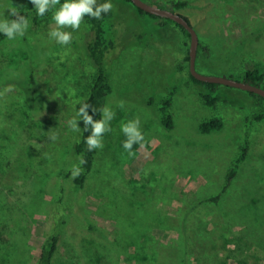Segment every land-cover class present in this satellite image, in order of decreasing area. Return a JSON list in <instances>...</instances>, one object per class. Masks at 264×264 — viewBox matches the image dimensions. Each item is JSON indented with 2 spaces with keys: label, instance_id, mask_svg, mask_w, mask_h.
I'll list each match as a JSON object with an SVG mask.
<instances>
[{
  "label": "rangeland",
  "instance_id": "1",
  "mask_svg": "<svg viewBox=\"0 0 264 264\" xmlns=\"http://www.w3.org/2000/svg\"><path fill=\"white\" fill-rule=\"evenodd\" d=\"M184 1L187 5L175 11L210 47L208 57L198 53L201 74L242 82L257 61L264 64V0ZM110 2L114 16L107 26L119 48L111 64L108 103L115 116L84 187L64 174L79 165L73 147L83 127L81 119V131L75 132L68 121L86 102L95 74L86 53L90 24L64 29L72 32V41L57 43L49 33L60 4L40 25L26 16L25 35L0 44V91L14 86L0 98V195L11 209V238L18 239L20 220L25 234L19 238L26 242L31 264L58 232L61 263L97 264L81 248L109 241L112 250L101 264L108 259L129 264L120 230L130 228L129 219L138 214L152 244L169 255L168 262L179 261L186 245L189 264H199V250L211 264H264V118H256L264 114V102L243 89L220 85L210 92L193 81L187 60L191 38L176 23L140 14L125 0ZM29 3L0 0V19L12 18L7 11L12 5L21 9ZM204 95L219 99L212 106ZM170 97L168 106L164 102ZM169 113L173 129L163 124ZM214 117L224 120L223 130L201 134L200 124ZM137 118L145 143L133 145L135 155L129 156L121 125ZM53 134L56 140L50 139ZM246 140L248 158L224 197L219 204L207 202L228 184ZM90 224L102 235L89 230ZM129 251L137 255L134 246Z\"/></svg>",
  "mask_w": 264,
  "mask_h": 264
},
{
  "label": "trees",
  "instance_id": "2",
  "mask_svg": "<svg viewBox=\"0 0 264 264\" xmlns=\"http://www.w3.org/2000/svg\"><path fill=\"white\" fill-rule=\"evenodd\" d=\"M132 5H134L137 11L140 14L150 15L154 18H157L156 15L147 13L142 9L138 8L131 0H125ZM153 5L158 7L169 9L175 11L176 9H182L187 5V1L184 0H172L170 2H163L160 0H145ZM66 0H60V4L65 3ZM98 3L108 2V0H97ZM59 4V5H60ZM58 5H56L57 7ZM55 8L50 9L44 16L37 15L36 9L32 3H29L23 6L20 10L21 14L24 16H30L35 25H40L43 20L48 17ZM176 12V11H175ZM114 16L113 10L110 12L103 14L100 19H94L89 16L84 17V21L90 24V29L86 33V53L88 54L89 59L91 60L93 67L95 69V74L93 78V82L90 88L89 96L86 100L88 104H90L96 111L92 112L91 108L88 109L89 115L93 116L94 120H99L102 117L101 110L105 107H108L109 97L113 93V83H112V60L118 51V40L113 38V32L107 26V22L110 21ZM159 17V16H158ZM189 22L190 20L184 16ZM162 18V17H161ZM11 19H14L12 17ZM167 20L172 21L171 19L166 18ZM176 23V22H174ZM191 23V22H190ZM177 24V23H176ZM185 33V35L190 39V33L181 25L177 24ZM6 39H8L3 33H0V44L3 43ZM204 53L207 57L210 54V47L205 44H201L199 46L198 53ZM199 57V54H198ZM187 60L190 61V55L187 56ZM198 63V58H197ZM191 78L193 81L203 84L210 92H214L217 90L220 84L217 83H208L197 80L192 74ZM243 81L249 84H253L256 86H262L264 84V64L262 62L257 61L251 68L245 71L243 76ZM30 91L36 94V81L34 77L30 79ZM253 93V92H252ZM256 97H258L261 101L264 102V97L253 93ZM174 96V93H172ZM206 103L214 106L218 101V97H210L209 95H204ZM170 97L164 103L168 106L171 104ZM36 97L32 98V101H35ZM258 119H263L264 114H260L256 116ZM163 124L169 129L174 128V121L172 115L169 113L163 120ZM85 125L83 123L82 132L80 139L74 144L73 151L74 154L79 158L83 157L86 160V163L80 165L82 169L81 174L73 179L74 183L79 187H84L88 180L90 173L92 172L96 157L98 155V149L93 151L88 150V146L85 142L87 136L90 135L91 129L88 131H84ZM224 128V120L220 117H214L209 120L203 121L199 130L201 134L207 135L213 132H220ZM250 152V142L246 140L244 145L241 147L240 155L237 157L234 165L231 167L228 173V181L224 190L219 195L212 196L206 199L207 202H211L214 204H219L221 199L224 197V193L227 190L230 182L236 177L238 173V169L240 165L246 161ZM65 177L72 176V171L64 174ZM11 215V209L6 206L2 196L0 195V264H31L32 256L30 255L28 249L26 248V242H23L22 238H19L21 234L22 226L21 221H16V229L15 235L18 239H13L11 236L13 233H10L9 229V217ZM127 216V215H126ZM130 220L128 229L121 228V235L125 237L127 241V253L129 259L127 260L129 264H189L188 260V246L184 247V256L182 258H178L177 260H170L168 262L166 258L169 256L166 252L158 251L155 245L152 244V238L149 239V235L146 230L142 228L141 222L139 221L138 214L135 217L133 216ZM8 228V237H5L6 229ZM89 230L92 232L101 233L99 229H97L93 224H90ZM25 232L21 236L23 237ZM102 235V233H101ZM182 240L184 239V234L181 236ZM94 240V239H93ZM92 240V241H93ZM63 241V237L61 234L53 233L42 245V251L39 260L36 264H66L59 262L58 256L60 253L61 242ZM95 244L92 245L84 243V247L81 248L82 254L86 257L89 256L90 260H94L97 264H101L103 258L106 255H110L111 245L110 242H106L105 244H101L100 242L94 241ZM130 245L136 248L137 255H132L129 251ZM112 250V249H111ZM191 250H194V246L192 245ZM202 254L203 252L199 250ZM196 254L199 264H211L205 256H202L201 253ZM112 259H108L107 264L112 263Z\"/></svg>",
  "mask_w": 264,
  "mask_h": 264
},
{
  "label": "clouds",
  "instance_id": "3",
  "mask_svg": "<svg viewBox=\"0 0 264 264\" xmlns=\"http://www.w3.org/2000/svg\"><path fill=\"white\" fill-rule=\"evenodd\" d=\"M30 2L34 5L39 16H44L50 9L60 4V0H30ZM113 7L114 5L110 0L104 3H98L97 0H66L53 15L55 28L50 31L49 36L61 45H68L72 41V32L65 31L64 29L71 28L73 31H76L80 28L85 16L100 19L103 14L110 12ZM7 11L14 19H0V33H3L9 40L23 37L29 27V19L21 14L18 6L12 5ZM13 90L14 86L12 85L4 88L3 91H0V98H3ZM119 106L123 107L124 103L121 102ZM89 108L95 113L96 110L90 104L82 102L79 111L76 112V116L69 120L68 124L73 131L80 132L81 129L78 127V122L81 119L83 120L85 125L84 131H88L89 128L91 129L90 135L86 137L85 142L88 150L93 151L98 148H103V136L112 130L110 122L114 118L115 113L110 107H105L101 110V119L94 120L93 116L89 115ZM121 131L126 137L123 147L129 156L135 155L132 151L133 145L139 144L141 147H144L145 137L140 129V121L138 118L122 124ZM50 139L56 140L57 136L53 134L50 136ZM85 163L86 160L80 157L79 165ZM79 165L73 166V179L81 174L82 169Z\"/></svg>",
  "mask_w": 264,
  "mask_h": 264
},
{
  "label": "water",
  "instance_id": "4",
  "mask_svg": "<svg viewBox=\"0 0 264 264\" xmlns=\"http://www.w3.org/2000/svg\"><path fill=\"white\" fill-rule=\"evenodd\" d=\"M138 8L143 11L162 17L168 18L177 24L184 27L191 35V45H190V71L191 74L199 81L208 82V83H217L220 85L231 86L239 89H243L249 92H253L259 94L264 97V88L260 86H256L253 84L246 83L244 81H237L232 78L227 77H218V76H207L201 74L197 70V58H198V50L200 46V38L193 27V25L180 13L175 12L173 10L164 9L153 5L145 0H131Z\"/></svg>",
  "mask_w": 264,
  "mask_h": 264
}]
</instances>
